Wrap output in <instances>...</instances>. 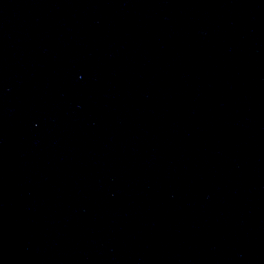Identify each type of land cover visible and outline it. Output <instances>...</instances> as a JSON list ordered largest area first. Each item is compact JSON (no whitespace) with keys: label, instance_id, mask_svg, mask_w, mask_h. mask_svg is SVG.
<instances>
[{"label":"water","instance_id":"water-1","mask_svg":"<svg viewBox=\"0 0 264 264\" xmlns=\"http://www.w3.org/2000/svg\"><path fill=\"white\" fill-rule=\"evenodd\" d=\"M0 264H264V0H0Z\"/></svg>","mask_w":264,"mask_h":264}]
</instances>
